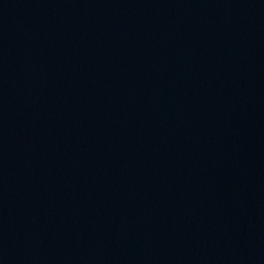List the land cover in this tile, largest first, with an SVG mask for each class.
<instances>
[{
    "label": "water",
    "instance_id": "obj_1",
    "mask_svg": "<svg viewBox=\"0 0 264 264\" xmlns=\"http://www.w3.org/2000/svg\"><path fill=\"white\" fill-rule=\"evenodd\" d=\"M0 264H264V0H0Z\"/></svg>",
    "mask_w": 264,
    "mask_h": 264
}]
</instances>
